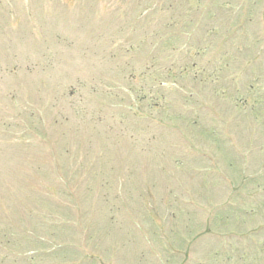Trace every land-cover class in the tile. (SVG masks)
Instances as JSON below:
<instances>
[{
  "label": "rangeland",
  "instance_id": "obj_1",
  "mask_svg": "<svg viewBox=\"0 0 264 264\" xmlns=\"http://www.w3.org/2000/svg\"><path fill=\"white\" fill-rule=\"evenodd\" d=\"M0 224L62 238L39 264H264V0H0Z\"/></svg>",
  "mask_w": 264,
  "mask_h": 264
}]
</instances>
